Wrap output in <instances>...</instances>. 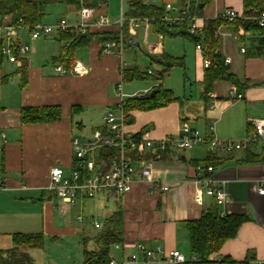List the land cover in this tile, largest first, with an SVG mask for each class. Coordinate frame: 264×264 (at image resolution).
I'll return each mask as SVG.
<instances>
[{"label":"crops","instance_id":"crops-1","mask_svg":"<svg viewBox=\"0 0 264 264\" xmlns=\"http://www.w3.org/2000/svg\"><path fill=\"white\" fill-rule=\"evenodd\" d=\"M144 2L171 3L175 9L185 7L210 20L225 7L234 8L243 15L244 7L243 0ZM199 4L201 12L196 8ZM88 6L95 7L97 14H108L112 23L93 27L89 33L92 40L79 47L70 62L66 54L71 41L67 36L32 39L29 32H25L20 37L30 46L23 58L26 75L19 72L22 65L7 59L0 67V250L13 247L15 233H42V247L46 243L68 242L76 249L80 247L78 259L83 262L84 242L88 246L97 234L87 227L86 210L93 218L101 217L93 220L95 228H101L108 217L120 210L123 242L114 246L110 257L127 264H172L163 255L157 260L144 261V253L137 248L143 243L150 249L158 246L167 252L176 249L187 259H193L186 222L216 205L215 197L196 182L201 176L211 175L226 195L225 203L219 205L221 214H244L249 219L237 236L227 240L220 251L210 255V259L230 256L241 261L250 256L256 264L264 262V195L255 190V183L264 179V152L258 147L231 153L210 150L202 143L185 150L170 148L161 159L152 163L154 177L161 184H168V190L152 189L149 182L137 176L130 192L119 195L112 190H101L94 197H79L74 205L65 208L57 195L49 190L54 167L61 166L67 172L74 167L72 141L75 138L92 148L91 154L96 159L100 146L93 143L94 134L98 130L109 132L105 121L107 112L114 110L118 114L126 99L146 96L159 84L166 87L165 76L174 67L189 68L191 59L186 41L196 44L189 36L169 39L167 36L174 35L156 33L151 25L140 23L136 26L133 18L125 15L127 0H90ZM81 7L74 2L58 0L46 7L40 20L55 23L66 18L76 22ZM57 12L59 16L55 15ZM121 15L125 17L122 28L116 23ZM222 28L228 35L221 36L218 45L224 59L231 58L229 71L241 80L249 78L255 84L240 90L230 83L216 82L205 100L203 79L206 68L202 66V52L195 49L194 82L185 71V81L191 85L190 96L184 87L183 95H176L179 99L165 107L130 111L133 121H124L127 133L159 140L168 135L176 136L182 123L188 122L204 136L239 139L252 129L251 118H264V58L241 52L239 48L243 44L237 35L224 26ZM109 34L114 35V39L122 34L135 47L126 45L122 54L117 47L104 52L102 37ZM153 45L155 51L151 50ZM179 45L183 51H177ZM165 56L178 58L179 63L158 80L156 77L164 67ZM141 60L145 61L143 65L139 64ZM59 65L66 67V72H60ZM135 66L144 71L152 70L149 74L155 79L124 80V70ZM136 80L152 83L131 89ZM239 94L242 96L238 97ZM43 106L60 107L62 118L40 123L21 120L22 108ZM228 110L231 111L229 115ZM145 150L152 148L145 147ZM208 166L214 168L211 173L206 171ZM70 253L68 256L72 257ZM133 254L137 255V260H130Z\"/></svg>","mask_w":264,"mask_h":264},{"label":"built area","instance_id":"built-area-1","mask_svg":"<svg viewBox=\"0 0 264 264\" xmlns=\"http://www.w3.org/2000/svg\"><path fill=\"white\" fill-rule=\"evenodd\" d=\"M174 9L171 3H166L164 14L160 20L170 31H184L197 38L196 48L203 54L202 66L209 68L213 61L212 53L221 52L220 46L216 43L214 44L213 40L218 41L221 36L228 35V31L219 26L213 27V32L210 33V19L197 16L185 7ZM241 17L243 15L236 9L225 7L214 19L233 21ZM124 20L125 17L121 15L119 20L116 21L120 28L123 27ZM133 20L136 26H139L140 23H145L147 26L151 25L149 18H133ZM257 20L259 26L264 28V11L257 17ZM111 23L112 20L108 14H97L95 7L86 5L81 7L79 20L76 22H69L66 18H62L55 23H45L37 20L31 24H26L22 21L15 22L12 14H6L0 18V49L8 61L21 66L23 58L28 53L30 47L27 42L21 40L20 36L25 32H29L32 39L46 38L64 33L71 34L73 38H77L90 33L93 27H103ZM128 44L131 47H135V44L131 40L126 41L121 34L118 39L105 40L103 51L111 52L117 47L119 53L122 54ZM239 49L243 53L246 52V47L243 45ZM151 50L155 51L156 46L153 45ZM230 62L231 58L226 57L225 64L228 65ZM57 69L60 72H66V67L62 65H59ZM148 73H152V70L149 69ZM119 88L122 90L121 82ZM241 96V94L238 95V97ZM105 121L109 132L96 131L93 143L101 147L112 146L119 142L122 149L121 156L119 160L112 162L108 170H102L96 164V160L91 154L92 148L84 146L78 138H75L72 141L75 154V165L72 170L67 172L61 166H56L51 170L49 190L57 195L63 208L74 205L79 197H94L101 190H112L119 195L130 192L137 176L149 182L152 189L161 187L164 190H168L170 188L169 185L165 183L161 184L154 177L152 168L153 161L161 159L168 148L185 150L202 143L206 144L210 150L224 153L249 150L253 147H258L264 152V118H251L250 124L252 130L242 139H222L216 136L207 137L198 128L191 126L188 122H183L180 132L176 136L168 135L159 140L143 137L144 146L152 148L154 155L152 159H144L135 164L124 153V146L126 144H129L132 149H136L138 142L134 135L124 130L125 113L123 106L118 114L114 110H109L105 116ZM213 169V166H208L206 171L211 173ZM196 182L204 186L205 192L214 196L219 205L225 203V192L216 184V179L213 176H201L196 179ZM1 186L2 183L0 181ZM255 190L264 195V179L255 183ZM96 226H99V224L97 223ZM137 248L144 253V261L146 262L160 259L162 255L166 256L172 264L183 263L187 260L186 256L176 249L168 252L161 246L150 249L143 243H139ZM130 260H137V255L133 254ZM257 263L264 264L263 261H258ZM110 264H127V262H118L111 256Z\"/></svg>","mask_w":264,"mask_h":264},{"label":"trees","instance_id":"trees-1","mask_svg":"<svg viewBox=\"0 0 264 264\" xmlns=\"http://www.w3.org/2000/svg\"><path fill=\"white\" fill-rule=\"evenodd\" d=\"M74 2L79 7L90 5V0H66ZM58 0H0V18L6 14H12L15 22L22 21L31 24L40 20L45 13L48 5L57 3ZM128 11L125 12L127 18H149L150 24L156 33L189 36L197 42V38L187 34L184 31H170L160 20L164 14L165 5L157 3H145L144 0H127ZM203 4H206L204 1ZM243 17L236 18L233 21L209 20L210 33L213 27L224 26L234 32L241 44L246 45V55L264 58V28L258 24L257 17L264 11V0H243ZM201 4L198 10L201 12ZM70 39L67 47L68 62L73 59L74 52L82 46L90 43L92 34H85L73 38L71 34L64 33ZM114 35L103 36V40L114 39ZM213 43L218 44L217 40ZM212 64L206 68L203 86V96L208 100V94L214 90L216 82H226L235 85L240 90L248 89L255 83L249 78L241 80L235 73L230 72L228 65L225 64L222 52L212 53ZM164 67L156 77L162 80L164 73L170 71L174 65L179 63L178 58L165 56ZM0 49V67L5 62ZM19 72L26 75V64L23 63ZM124 80L132 81L134 79H155L148 71H144L138 66L124 70ZM7 76H4V78ZM155 91L154 93H152ZM172 90L164 87L162 84L156 86L149 94L142 97H130L126 99L123 105V111L126 114L125 121H133L129 112L132 110H151L161 108L178 100ZM76 108H74V111ZM62 118L61 108L58 106L43 107H24L21 111V120L24 123L54 122ZM252 129H250L251 131ZM137 138V148L132 149L129 144L124 146V153L132 161H141L145 158H152L154 150H145L141 134H135ZM170 150L169 148L166 150ZM121 146L119 142L112 146H101L96 151V164L102 170H108L115 160L121 156ZM252 154L251 151L248 152ZM164 156V154H163ZM162 156V157H163ZM249 217L244 214H226L222 215L219 204L203 212L198 218L190 219L186 222L191 253L196 259H187L186 262L177 264H256L255 260L248 256L245 260H235L230 256H225L218 260H211L210 255L220 251L224 243L235 238L242 227L248 221ZM123 214L118 210L108 217L103 226L93 237L96 247L89 248L84 242V259L81 264H110V254L115 245L123 242ZM14 245L7 250H0V264H32L27 248L40 247L43 245L42 233H15L13 234Z\"/></svg>","mask_w":264,"mask_h":264},{"label":"rangeland","instance_id":"rangeland-1","mask_svg":"<svg viewBox=\"0 0 264 264\" xmlns=\"http://www.w3.org/2000/svg\"><path fill=\"white\" fill-rule=\"evenodd\" d=\"M161 1V0H158ZM119 5V4H117ZM59 16L58 12L55 14ZM169 39L172 37L175 38H183L181 35H174V36H167ZM179 40V39H178ZM182 42V41H181ZM187 48L189 49V58L191 59L190 65L188 66V69H184L181 66L174 67L166 76L164 80V84L166 87H170L174 92V95H183L186 87V93L188 96L191 94V85L189 81H185V71L187 73L188 78L194 82L193 77V69L195 65V49L196 44L191 43L189 40L186 41ZM182 44V43H181ZM142 48H144L142 46ZM193 48V49H192ZM177 51H183L182 45H179ZM139 56L142 57V54L139 53ZM145 61L139 62L140 65H143ZM154 67H157L156 65H153ZM152 83V82H151ZM149 81L146 80H136L133 81L131 89H137L136 87H140L142 85H150ZM127 87H125V91ZM230 110H228V115L230 114ZM254 118V117H253ZM234 128H237L236 125H234ZM244 137V136H243ZM243 137H239V139H242ZM91 208V207H88ZM89 212L86 210V221H87V227L93 232H98L100 228H95L93 226V220L100 219V216H97V218H93L94 216H90L91 214H88ZM89 248L94 249L96 247L95 242L93 240L90 241L88 244ZM35 248V247H34ZM26 252L29 254L31 258L32 264H81L82 262L80 259H78L80 253V247L76 249L75 246L70 245L68 242L64 244H51L46 243L44 247H37V249L33 248H27ZM72 252V253H70ZM70 253L71 256H68ZM79 254V255H78Z\"/></svg>","mask_w":264,"mask_h":264},{"label":"water","instance_id":"water-1","mask_svg":"<svg viewBox=\"0 0 264 264\" xmlns=\"http://www.w3.org/2000/svg\"><path fill=\"white\" fill-rule=\"evenodd\" d=\"M155 91H153L152 93H154Z\"/></svg>","mask_w":264,"mask_h":264}]
</instances>
